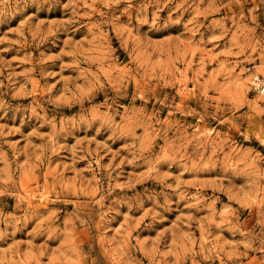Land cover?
<instances>
[{
  "label": "rangeland",
  "instance_id": "rangeland-1",
  "mask_svg": "<svg viewBox=\"0 0 264 264\" xmlns=\"http://www.w3.org/2000/svg\"><path fill=\"white\" fill-rule=\"evenodd\" d=\"M262 90L264 0H0V264H264Z\"/></svg>",
  "mask_w": 264,
  "mask_h": 264
},
{
  "label": "bare ground",
  "instance_id": "bare-ground-1",
  "mask_svg": "<svg viewBox=\"0 0 264 264\" xmlns=\"http://www.w3.org/2000/svg\"><path fill=\"white\" fill-rule=\"evenodd\" d=\"M261 90V89H260ZM261 92H264V90H262Z\"/></svg>",
  "mask_w": 264,
  "mask_h": 264
}]
</instances>
